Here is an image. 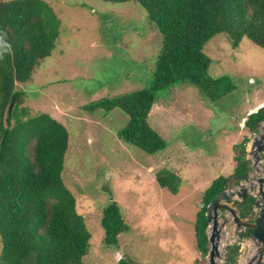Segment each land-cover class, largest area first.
<instances>
[{
	"label": "rangeland",
	"instance_id": "374dc122",
	"mask_svg": "<svg viewBox=\"0 0 264 264\" xmlns=\"http://www.w3.org/2000/svg\"><path fill=\"white\" fill-rule=\"evenodd\" d=\"M44 1L62 24L58 46L32 81L16 87L27 94L22 107L33 115H50L70 133L63 181L92 234L84 264H118L121 259L209 264L198 248L194 225L206 190L234 173V146L247 138L248 158L253 138L264 132V127L255 134L245 127L247 117L264 107V48L244 39L234 49L225 35L212 39L205 49L213 61L210 74L229 77L236 89L217 103L190 83L160 92L149 123L167 147L149 155L119 138L129 123L121 110L91 114L84 109L150 87L162 37L146 10L134 2ZM162 171L180 179L177 193L160 187L156 177ZM112 201L121 207L129 229L117 246L107 247L102 217ZM228 233L224 241L235 244ZM229 246L218 264L226 263Z\"/></svg>",
	"mask_w": 264,
	"mask_h": 264
},
{
	"label": "trees",
	"instance_id": "16d2710c",
	"mask_svg": "<svg viewBox=\"0 0 264 264\" xmlns=\"http://www.w3.org/2000/svg\"><path fill=\"white\" fill-rule=\"evenodd\" d=\"M98 1L141 5L162 37L149 88L84 108L91 114L121 110L129 123L119 138L149 155L167 147L149 123L160 92L190 83L217 103L236 89L229 77L210 74L213 61L205 49L212 39L225 35L234 49L244 39L264 48V0ZM61 26L54 8L44 0L0 1V264H84L91 249L86 219L63 181L70 133L50 115H33L22 107L27 94L16 87L32 81L53 55ZM263 121L264 107L247 117L245 127L255 134ZM248 143L246 138L234 146V173L219 177L205 192L204 207L194 225L204 257L208 255L207 207L217 194L239 185L251 172ZM156 180L163 189L178 192L180 179L174 174L162 171ZM102 226L105 245L117 246L120 235L129 229L117 202L105 208ZM238 250L237 246L228 249L227 264H236ZM118 264L133 263L121 259Z\"/></svg>",
	"mask_w": 264,
	"mask_h": 264
},
{
	"label": "water",
	"instance_id": "95a60500",
	"mask_svg": "<svg viewBox=\"0 0 264 264\" xmlns=\"http://www.w3.org/2000/svg\"><path fill=\"white\" fill-rule=\"evenodd\" d=\"M12 109V106H11ZM264 127V122L259 127V130ZM248 160L250 166L255 169V175H250L235 189H226L221 191L215 196L207 207L206 219L208 222V263L218 264L224 262L223 251L227 246L233 243L224 241V235L227 233V227L230 224H235L237 227V237L241 235V227L245 224V220H241L238 211L233 208L229 202L241 201L246 197L252 195L254 185L259 183V189L262 194V200L259 198L258 206L261 204L262 208L259 217L255 220L254 224H248L253 229V234L248 241L246 248L242 251L237 264H264V187L260 179V171L258 166L264 164V132L256 135L249 146ZM258 178L257 181L251 179ZM264 183V181H263ZM226 211V216L221 220V211ZM256 210L248 218L254 220Z\"/></svg>",
	"mask_w": 264,
	"mask_h": 264
},
{
	"label": "flooded vegetation",
	"instance_id": "af4514ba",
	"mask_svg": "<svg viewBox=\"0 0 264 264\" xmlns=\"http://www.w3.org/2000/svg\"><path fill=\"white\" fill-rule=\"evenodd\" d=\"M264 122V121H263ZM262 124V123H261ZM260 127V126H259ZM260 171V179L262 180V186L264 187V183H263V181H264V168H262L261 170H259ZM251 174H253V173H249V175L248 176H250ZM254 175V174H253ZM247 176V177H248ZM246 177V178H247ZM246 178L243 180V181H241L240 182V184L242 183V182H244L245 180H246ZM252 181H257L258 180V178H255V177H253L252 179H251ZM256 183V182H255ZM239 184V185H240ZM239 185H237V186H235V187H233V188H226V189H229V190H231V189H235V188H237ZM260 187H259V183H256L255 185H254V189H253V191H251L252 192V195H250V196H248V197H246L244 200H239V201H234V202H229V204L233 207V208H235L237 211H238V213H239V217H240V219L241 220H245V224L244 225H242V227H241V235H240V237H237V227H236V225L235 224H233L232 223V225H233V230H226L227 231V233L226 232H224L225 233V235H224V237H226L229 233V231H231V233H232V236L234 237V239H235V244H233V245H230L228 248H227V253H228V249L230 248V247H233V246H237L238 247V258H237V262H238V260H239V257H240V255H241V252L243 251V249H244V247H246V245H247V243H248V241L250 240V238H251V236H252V234H253V229L251 228V227H249L248 226V224H254V222H255V220L259 217V215L261 214L260 213V211H261V208H262V205L260 204L259 206H258V201H259V198L262 200V194H261V191H260V189H259ZM225 189V190H226ZM256 210V213H255V217H254V220H248V218L252 215V213L254 212ZM221 213H223V215H222V217H221V220H223L224 219V217L226 216V211H221ZM230 235V234H229ZM206 247H207V245H206ZM209 251V250H208ZM237 262H236V264H237ZM225 264H227V255H226V263Z\"/></svg>",
	"mask_w": 264,
	"mask_h": 264
},
{
	"label": "crops",
	"instance_id": "0c3cea01",
	"mask_svg": "<svg viewBox=\"0 0 264 264\" xmlns=\"http://www.w3.org/2000/svg\"><path fill=\"white\" fill-rule=\"evenodd\" d=\"M264 106V105H263ZM262 107V106H261Z\"/></svg>",
	"mask_w": 264,
	"mask_h": 264
}]
</instances>
